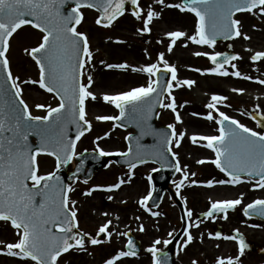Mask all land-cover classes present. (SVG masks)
<instances>
[{"label":"snow or ice","instance_id":"1","mask_svg":"<svg viewBox=\"0 0 264 264\" xmlns=\"http://www.w3.org/2000/svg\"><path fill=\"white\" fill-rule=\"evenodd\" d=\"M69 3L70 0H0V221L10 222L18 237L14 242L0 241V245H3L0 253L17 258L21 264H58L62 255L86 253L89 245L111 243L115 234L118 237H128L126 250L117 251L104 264H125V258L137 256L136 245L128 232H116L112 228V219L101 224L94 236L80 228L79 208L77 201L71 196L75 188L71 184H64L57 174L62 165L68 164L77 156L76 142L93 128L91 120L88 119L90 102L102 101L118 110V115L96 116L97 121L113 122V127H123L124 121L136 119L138 113L145 120L150 119L156 105L175 114L176 123L167 126L170 133L153 129L147 134L157 135L161 139L163 151L155 153L159 159L167 161L165 153H171L175 157L171 166L177 173L182 174L180 181L175 184L177 196H181L182 190L188 186L211 189L216 186L236 187L247 183L253 189L264 190V109L259 104L248 113L259 130L222 111V106L231 105L227 102L228 97L221 94L210 96V101L205 105L206 113H192L218 125V134L194 133L190 136L192 144L214 153V158L199 159L197 163L214 165L225 178L207 181L191 179L197 173L189 172L187 165L182 166L179 154L173 151L174 147H181L188 135L186 130H177V124H183V119L178 111L174 90L185 87L191 89L196 85V80L180 79L176 65L170 63L165 52L158 54L156 62L143 66L132 65L127 61L109 63L101 60L99 63L107 70H117L124 74L142 73L146 82L127 91L98 95L94 89L96 82L93 77L96 68L93 63L95 51L87 33L77 29L85 19L82 9H95L99 13L97 25L111 28L119 18L130 14L140 22L137 33L143 36L153 32L154 22L162 18L164 9H175L194 16L195 23L191 33L184 30L166 32L164 35L169 41L166 51L172 53L178 42L185 48L192 44L215 50L219 38L251 40V36L243 31L242 19L237 18V15L250 14L264 18V0H153L154 5L160 6L159 10L152 4H142L141 0H71L74 6L66 11L65 6ZM25 26H31L42 33L36 46L24 49L38 67L37 79L22 80L14 74L11 67V40ZM113 42L126 43L120 38H115ZM158 42L163 43V40ZM246 51L252 53V62L264 67V51H254L251 48ZM194 55L206 57L214 65L209 69H192L202 75L254 80L233 63L243 59L238 54L195 51ZM229 67L232 71H229ZM166 74H170V79L165 81ZM255 82L264 86V79L255 78ZM25 85L38 86L53 94L58 98V104L51 106L38 103L36 108L44 110L45 114L34 115L24 99ZM232 91L242 95L246 90L233 88ZM69 124L76 126L78 134L74 139L67 135ZM143 134L145 133L142 132ZM32 135L39 137L36 145L29 140ZM108 135L110 133H105V136ZM103 138L105 137H97V140ZM125 139L129 141L127 151L116 154L129 158V179L121 177L112 185L93 186L83 195L91 197L96 191L112 193L120 190L123 185L131 182L137 165L148 162L146 156L149 154L141 150L139 138H135V148L131 134ZM97 150L100 156L113 154L100 148L99 144ZM41 155L54 157L57 171L41 174L38 160ZM148 179L151 181L152 177L149 176ZM154 191L153 186L140 199L139 204L151 216L158 217L161 213L149 207ZM37 197L41 199L38 201ZM107 199L112 200L114 196L109 195ZM181 199L184 203L181 220L185 222L183 248L187 249L196 240L191 230L200 228L201 221L193 220L194 213L188 207L187 198L182 196ZM243 203V193L237 198H210V208L204 216L214 221L218 214H222V218L227 220L229 211L236 210ZM243 214L245 217L253 214L264 217V199H255L246 204ZM103 215L107 216L108 213ZM116 219L119 220V217ZM139 230H145L143 224ZM235 232L236 235L208 233L210 239L238 242L239 254L236 257H218L216 264H242L240 257L244 256L247 244L239 229ZM168 235L170 239H156L148 249L154 258V264H166L159 255L161 249L157 245H169L180 234H174L173 231ZM199 239L203 241V233ZM193 264L198 262L193 261Z\"/></svg>","mask_w":264,"mask_h":264},{"label":"rangeland","instance_id":"2","mask_svg":"<svg viewBox=\"0 0 264 264\" xmlns=\"http://www.w3.org/2000/svg\"><path fill=\"white\" fill-rule=\"evenodd\" d=\"M85 19L78 26V31L87 33L90 39L91 47L95 51V60L93 63H98L99 53H104L101 49L99 42H104L106 49L114 50L113 41L115 38L123 37L129 45L132 47L135 34L132 31H123L122 33L115 30V26L107 32H102L96 25L95 20L97 14L91 10H83ZM242 21L254 27L253 21L261 25L259 17L256 16H242ZM170 21H175L171 18ZM171 30H183L175 26H170L164 30L162 34L163 43L154 44L151 40L148 45V51H145L146 58L152 60L154 63L157 61L158 53L165 52L166 58L170 63L176 65L178 69V75L180 79H194L196 85L189 89L187 87L175 89L174 95L177 98L178 111L181 113L183 124H177L178 131L186 130L188 135L185 137L180 148H173V151L179 154L181 165H187L189 172H195L197 175L191 177L198 181H207L209 179H223L225 178L217 168L212 164L201 165L197 161L199 159H210L214 158V153L211 150L194 145L190 141L192 134H218V125L213 124L201 116H194L192 113L204 114L207 112L205 105L210 101L212 94H221L228 97V103L231 107H221L222 111H225L228 115L240 120L242 123L249 127L258 130L256 123L248 115L249 110H254L256 105L259 104L261 109H264V86L255 82V78L264 79V67H261L259 63H254L250 60L251 52L246 51L250 48L241 43L242 38L232 41L234 50L243 59L238 60L236 63L241 72L252 76L253 81L238 79L235 77H220L212 74L202 75L201 73L195 72L192 69H209L214 67L211 62L203 56L197 57L194 55L195 51H220L218 45L215 50L207 47L201 48L189 44L188 47H183L179 42L177 47L172 53L166 51L169 43L165 37V33ZM190 33V32H189ZM164 36V37H163ZM42 37V34L36 32L32 27L23 28L19 31L11 40V48L9 57L11 60V67L15 75L21 77V79H37L38 68L34 61L25 53V48H31L36 46ZM112 38L111 40L109 38ZM134 46V45H133ZM137 46V45H135ZM131 47H129L131 49ZM147 49V48H146ZM254 51H264V49L251 48ZM142 49L135 48L132 54H135L139 58H144L145 55ZM150 52L154 55H150ZM131 53V52H130ZM106 60H110V57L104 54ZM127 57H130L128 54ZM134 58V56H132ZM150 57V59H149ZM114 59V58H113ZM112 59V60H113ZM130 61V60H129ZM135 64V61H132ZM97 66V64H96ZM138 66V65H136ZM229 71L232 69L229 67ZM96 69L93 74H95ZM107 75L104 78L102 87L116 88L113 92L127 91L132 87L142 85L146 82L144 77H133L132 74L121 75L120 78L114 79V76ZM233 88H243L246 91L244 94H238L232 91ZM24 99L29 104L34 115H44V110L37 109L36 104L42 103L51 106L57 105L55 98L40 89L38 86L25 85L24 86ZM98 95L102 94L105 89H99ZM112 90V89H110ZM167 102V101H165ZM187 102V103H185ZM97 115H118L117 109L102 101L90 102L88 106V119L93 124L92 130L86 134L76 147L77 154H80L84 150H97V144L100 148L105 151L116 154L119 152L127 151V144L125 137L128 135V131L113 127V122H101L96 120ZM160 121L164 125L176 123L175 114L167 109H162L160 112ZM105 133L110 135L105 136ZM97 137H105L97 140ZM40 173L46 174L53 172L56 167V162L51 157H39ZM153 169H158L155 164H147L134 169V175L131 177V182L123 185L120 190L109 193L105 191H96L93 196L88 197L83 195L85 191L96 185H112L119 181L121 177L129 179L128 173L130 169H119L115 165H111L109 170L103 172L96 180L89 183L77 181L71 185L75 188V191L71 194L72 198L77 201V207L79 208L78 219L80 222V228L93 236L96 235L98 228L106 222L108 219L113 220L112 228L116 232H132L137 236L138 239L143 241L147 245L146 253L137 257L125 258V264H151L149 260L148 249L153 245L156 239L162 241L165 238L167 232L176 233L178 230L177 225H180V214L176 204L171 203V197L169 194H165V197L157 209L161 213L158 217H153L144 210L139 204L140 199L147 195L152 190V183L148 179L149 175L154 172ZM182 178L181 173H177L171 186L176 193L175 184ZM210 191H212L211 194ZM243 193L244 203L238 207L243 209L248 203H251L255 199H264V190L253 189L250 184H242L236 187L232 186H216L215 188H207L203 186H188L185 187L181 197H186L188 201V207L193 210V220H196V216L204 213L210 208L211 200L226 199V198H237ZM109 195L114 196V199L108 200ZM183 202V200L181 199ZM184 204V203H183ZM107 212L105 216L103 213ZM119 217V220L116 217ZM139 217V219H137ZM244 217L240 213L235 212L229 214V218L224 220L222 216L217 217L214 221H241ZM213 221V220H207ZM247 221V220H245ZM144 225V231H140V225ZM166 227V228H165ZM164 234H161V231ZM169 229V230H168ZM7 230V231H6ZM112 230V229H110ZM0 234H5L6 239L0 240L3 242H14L18 237L15 235V230L10 227L2 225L0 227ZM152 233V235H151ZM260 241L264 240V233L256 234ZM170 238V237H169ZM153 242V243H152ZM127 238L124 236L113 235L111 243L105 242L101 246H90L86 253L76 254H64L59 258L58 264H104L107 258H110L117 251L125 249ZM3 247V245H0ZM233 247H229L231 250ZM229 254V253H227ZM0 264H21V262L14 257L0 253ZM31 264V262H30Z\"/></svg>","mask_w":264,"mask_h":264},{"label":"flooded vegetation","instance_id":"3","mask_svg":"<svg viewBox=\"0 0 264 264\" xmlns=\"http://www.w3.org/2000/svg\"><path fill=\"white\" fill-rule=\"evenodd\" d=\"M141 2L144 5L152 4L153 7L157 8V10H159L160 8V6L153 4V0H141ZM175 2H179V0H175ZM245 15L251 16L250 14H238L237 18H241L242 16ZM171 18L175 19V21L174 22L170 21ZM260 21H261V25L256 23L252 19L253 25L255 27H251L247 25L245 21L244 22L242 21L243 31L246 32L249 36H251V40H244V39L241 40V43L243 45H246L250 48L264 49V18H260ZM194 23H195V18L191 14L180 13L178 10L175 9H164L162 18L154 22L153 32L151 34H145L141 36L137 33V28L140 27V22L137 21L130 14H126L124 17L119 18V20H117L112 27L115 26V30H118L121 33L127 30L134 32L133 34H135V36H134V40L132 41L134 46L132 45L131 47L129 45V47H131L130 49L128 47L127 42L124 44L113 43L114 50L112 51L109 48L106 49L107 47H104L105 46L104 42L101 40V42H99V45L101 49L104 51V53H99V58L109 63H120L127 61L129 64H132V61L134 60L135 64L132 65H138V66H143L144 64L147 63H153L152 60H148L145 55V50L147 51L149 50L148 45L150 40L154 44L159 43L158 41L162 40V34L164 30L168 29L170 26H175L180 29L182 28L184 31L191 33L193 31ZM111 28L100 27L99 29L102 32H107ZM120 39H123V37L121 36ZM234 40H231L230 41L231 43L218 42L217 45L218 48L220 49L219 52H225L227 46L229 45L233 47L232 41ZM135 48L140 50L142 49L144 51L142 53L145 55V57L139 58L135 54H132ZM104 54L108 55L110 57V60H106ZM128 54L130 55V57H127ZM150 55H154V54L150 52ZM132 56H134V58ZM101 60H99V62ZM99 62L96 63L97 64L95 68L96 72L93 75L94 80L96 82L94 85V89L96 90V92L100 91L99 89L102 90L105 89L103 93H110V94L116 93L113 92L114 89L116 88L108 87L107 89L102 87L104 78L107 75L113 74L112 76H114V79H117L120 78L121 75H124V73H121L117 70H111V71L107 70ZM130 74H132L133 77L142 76L146 78L142 73H128V75ZM236 211L243 216V212L240 209ZM2 225L6 226V228L8 229L12 227L9 222L0 221V227H2ZM179 227L180 225H177V228ZM236 229H239L240 235L245 239L247 244L244 256L240 257L242 264H264V240L260 241L259 237L256 235L258 233H264V222L258 221L257 219H250L247 217H244V219L242 218L241 221H236V220L201 221L200 228L198 229L193 228L191 230L193 232V235L196 236V240L192 245H189L187 249H184L183 239L181 240L177 252V258H176L177 263L193 264V261H197L198 264H216V260L218 257L221 256L225 258L229 256L236 257L239 254L237 241H226L223 239L216 240V239H210L208 237L209 232L211 233L219 232L222 233L223 235H236L235 232ZM164 231L165 230L162 229L161 231L162 235L164 234ZM168 233L169 232L165 234V238H163L162 241L170 239ZM201 233L204 234V239L202 242L199 239ZM5 239H6V235L0 234V240H5ZM141 243L143 250L140 254H143L145 252L147 245H145L143 241H141ZM217 244H219L220 246L216 247ZM167 246L168 245H164L163 243L157 245V247H159L161 251L167 248ZM229 247H233V248L229 250L228 249ZM149 260L151 264L154 263V258L151 253H149Z\"/></svg>","mask_w":264,"mask_h":264},{"label":"water","instance_id":"4","mask_svg":"<svg viewBox=\"0 0 264 264\" xmlns=\"http://www.w3.org/2000/svg\"><path fill=\"white\" fill-rule=\"evenodd\" d=\"M74 6L71 4L65 6V10H69L70 7ZM164 80H167V74L164 76ZM160 107L156 105L155 112L151 115V118L145 120L141 114H136V119L133 120H126L124 121V126L121 128L129 129L133 131L132 137L134 138L132 143L135 148L136 141L135 138H139V144L142 146V151L148 153L149 155L146 156L148 159L147 163H155L157 164L160 169L151 174L152 181L154 184L155 191L153 192V198L149 201V205L157 208L165 194L166 191H169L173 199L179 205L176 197L174 196L171 188L170 183L173 180V177L176 174L175 169L171 166L174 164V157L171 156V153H165L167 156V161L159 159L155 153L158 151H163L162 142L159 136L147 134L151 130H156L158 132H169L170 129L168 127L159 126L157 123L158 119V111ZM148 125L151 127L149 128ZM142 132L145 133L142 135ZM87 133V132H86ZM77 129L74 124H69L67 129V135L71 138H75L77 135ZM30 142L33 145H36L39 141V137L36 135H32L29 137ZM78 142V141H77ZM76 142V144H77ZM129 145V141L127 140ZM73 159L66 165H62L57 172V174L61 177V180L64 184H70L71 182L81 178L84 181H90L98 172L105 170L109 167L110 162L114 161L120 167L129 168V158L125 156H109L104 157L100 156V154L93 152V151H86L82 154L75 157L76 161V168L74 171L69 172V166L72 163ZM134 162V161H133ZM141 165V164H138ZM57 171V170H56ZM41 197H37L39 201ZM181 216L184 215V211L180 206ZM219 215V214H218ZM252 217H261L258 215H251ZM204 215L199 216L198 218H204ZM264 218V217H261ZM185 228V222H183V229L177 235V237L173 240V242L169 245L166 251L159 253L161 259L166 262V264H176L175 263V255L177 245L183 236V230ZM136 245L137 253L140 251L139 244L134 241Z\"/></svg>","mask_w":264,"mask_h":264},{"label":"bare ground","instance_id":"5","mask_svg":"<svg viewBox=\"0 0 264 264\" xmlns=\"http://www.w3.org/2000/svg\"><path fill=\"white\" fill-rule=\"evenodd\" d=\"M212 191H210V193H211ZM211 194H213V193H211Z\"/></svg>","mask_w":264,"mask_h":264}]
</instances>
